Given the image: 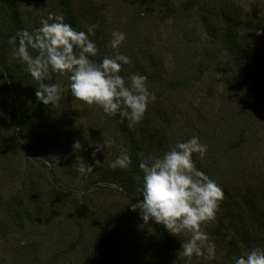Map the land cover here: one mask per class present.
<instances>
[{
	"label": "rangeland",
	"instance_id": "374dc122",
	"mask_svg": "<svg viewBox=\"0 0 264 264\" xmlns=\"http://www.w3.org/2000/svg\"><path fill=\"white\" fill-rule=\"evenodd\" d=\"M236 9L253 21L247 31L260 54L255 84L235 53L206 31L207 22ZM49 13L79 21V30L100 25L97 62L117 51L107 46L111 32L126 33L118 51L131 64L121 74L147 76L156 95L141 123L129 127L76 100L67 75L51 73L46 81L65 89L58 104L37 99L38 83L9 38L39 28ZM192 136L208 145L196 166L224 190L216 220L203 229L216 245L212 261H188L179 252L190 234L181 240L161 224H144L131 208L143 199L134 161ZM103 138L113 147L93 157ZM123 153L131 165L109 167ZM78 156L93 166L91 174L76 171ZM263 187L264 0H0V264H233L241 251L264 247V216L259 221L249 205L251 196L262 202Z\"/></svg>",
	"mask_w": 264,
	"mask_h": 264
},
{
	"label": "clouds",
	"instance_id": "9594fccd",
	"mask_svg": "<svg viewBox=\"0 0 264 264\" xmlns=\"http://www.w3.org/2000/svg\"><path fill=\"white\" fill-rule=\"evenodd\" d=\"M98 23L77 30L65 23L64 17L49 13L42 17L40 27L33 31L23 29L9 38L14 46L13 55L25 65L24 70L38 83L36 97L44 105H56L65 89L59 84H50L51 73L67 75L71 96L89 106H98L109 116L119 115L132 127L141 123L156 95L148 86V77L133 73L126 78L122 68L131 64V58L118 51L126 39L120 30L111 32L107 46L114 55H105L99 62L92 59L99 53L93 37L99 29ZM17 40L19 41L18 46ZM32 52L36 54L33 55ZM114 141L104 139L93 152L111 149ZM76 152L82 145L73 144ZM208 145L199 136L177 142L161 154H140L139 168L143 172V199L131 205L139 210L144 224L154 221L161 224L174 236L182 240V234H190L182 242L179 254L191 261L192 257L206 261L216 259V245L203 230L214 222L224 199L223 186L196 166V159H204ZM76 171L89 175L94 169L83 158L77 157ZM101 167L103 163L95 160ZM131 157L123 153L109 167L126 169ZM233 264H264V247L241 251L233 257Z\"/></svg>",
	"mask_w": 264,
	"mask_h": 264
},
{
	"label": "trees",
	"instance_id": "16d2710c",
	"mask_svg": "<svg viewBox=\"0 0 264 264\" xmlns=\"http://www.w3.org/2000/svg\"><path fill=\"white\" fill-rule=\"evenodd\" d=\"M8 1L12 2V0ZM19 17L20 15L18 16V19ZM249 17L250 16H247L245 12H242L239 9L231 10L225 12L222 15L221 20L217 19L213 24L207 22L208 28L206 31L212 36L213 39H215V41H219L223 46L235 53L236 59L238 60L240 65H242V68H245L247 70V73L250 76V83L255 84L257 78L259 77L258 61L260 58V54H258V47L254 45V36H252L251 38L252 34L247 31L248 27L253 23L252 19H250ZM71 25L77 30H79V28L81 27L79 21H73ZM10 115L12 118V122L14 124H17V106L14 102L11 107ZM139 164L140 156L137 160L134 161V172H141ZM121 181H123L122 178ZM261 198L260 200H262V202L260 204H256V202L254 203V201L252 200L251 196L249 205L250 209H252V212L261 215L259 221L263 222L262 216H264V212L262 211L263 213H261V210L262 208L264 209V193L261 195ZM160 236L164 243H166L167 245L168 243H170V239L163 230L160 232Z\"/></svg>",
	"mask_w": 264,
	"mask_h": 264
}]
</instances>
